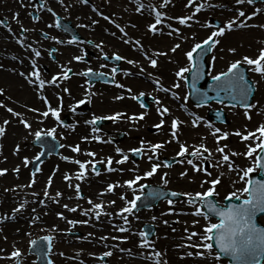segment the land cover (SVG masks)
Here are the masks:
<instances>
[{
	"label": "bare ground",
	"instance_id": "bare-ground-1",
	"mask_svg": "<svg viewBox=\"0 0 264 264\" xmlns=\"http://www.w3.org/2000/svg\"><path fill=\"white\" fill-rule=\"evenodd\" d=\"M126 1L137 4L138 8L141 6L144 7V1ZM148 1L152 3H158L157 0ZM95 2L97 3L95 6V14L99 19H92L95 21L92 26H88L87 24V19L89 17L88 10L84 9L81 5L74 2L73 0H52L50 3V9L55 17H60L64 21H68L72 24L76 31L81 35L82 42L97 38L102 40L106 44L102 45L104 46L102 51H99V49L90 51L84 46L83 43H71L70 41L64 39L61 41V35L58 34V32L54 29V23L52 20H50L52 15L45 10L41 11L39 9L38 11L40 12V15L37 26L27 29V32H30L31 34H25L24 41H22L19 39L20 37L16 32L19 30V28H21V26H24L26 16L18 14L15 12V10L8 7L7 5L2 8L0 7V13L6 18L10 28H12L11 34L3 32L0 29V78L2 81L5 79L12 80L14 75L13 71H16L18 66V70L23 69L22 72L24 74L27 75L28 72L30 73L32 71V61L29 58L33 54L35 56L36 51H39L41 55L37 59L35 58V62L39 68L42 67L44 65L43 59L46 58L47 48L51 46H54L56 49L54 53L55 60L48 64L47 77L43 78L45 81L50 80L52 75L57 76L59 74L58 72H61L65 68H72L76 71L83 69L84 66L80 60L77 61L73 59L74 56H82L83 54H89L88 65L92 70L100 73H107L106 71L108 67L100 62L98 53L103 54L107 49L108 52L112 51V49H115L118 52H121L123 57H125L121 63L123 66L122 75L125 77V79L129 77L125 83L129 85V87L131 86V89L141 91L140 94L148 93L150 95H155L157 102H155V104L149 105L145 114H142L143 118L133 119L129 115L132 114L131 112L133 110L137 109V106L131 101V96L137 95V92L130 91L128 92V96L121 94L104 96L98 94L97 97L100 99V103L106 104L107 107L112 105L119 107L116 108V113L119 112L122 114L119 118L121 119V125H119L121 130H129L127 126L128 124L126 123L128 119H133L134 122L144 125L143 128H139V125H137L136 127L138 130H133L131 134L133 138L140 140V146H142L141 141L150 139V133H148L147 130L151 131L153 134L152 136L156 140L153 142H147L143 145L142 148L145 151L143 154L144 161L141 163V165L139 164L138 167L132 165L128 160L124 163H117V161L121 159L119 156L120 153H117L116 151L113 152V149L109 148L107 145H103L104 142L101 138L98 140L99 146H92L94 139H91L90 137L84 139L86 137H84V135L89 132V130L84 128L83 122L85 118L82 117L79 121L78 128L75 130L76 133L79 132L78 136L73 137L69 143L72 142L79 146V151H82V153H85V151L88 150L92 153H95V156H91L93 159L92 161L102 166L101 172L103 174V178L94 179L89 172H85L82 179H75L73 176L74 171H71L69 173L71 178L68 182H64L60 175L62 171H57L52 175L51 185L48 189L49 195L43 196V181H45V177L48 176L46 175V172H48L49 168L52 166L51 164H53V161H48L41 169V172L36 175V178H34L35 183H32V188L34 189L31 190L35 192L34 196H30L26 188L9 184L8 180L0 182V184H2L6 189L2 191V198L4 202H6V205L4 206V210L0 213V221L13 218V224H16L20 231L28 230V226L25 225L27 221H34V223L38 225V230L54 234V239L57 241L62 239H72L62 236V231H82L83 235L81 237L89 240L94 246L95 250L105 249L106 252H111V255L107 256L108 264H118L117 259L118 253L120 251L136 253L139 249H141V244L138 243L139 240L134 234L136 231L132 227L131 222L127 218L128 223H125V220L123 219V217H125V213L120 212V209L123 207H110L109 209L105 206V202H110L111 198L121 201L124 200L121 198L122 196L125 197V199L127 198L131 189H129L127 185L124 184V181L134 178L135 175L142 176L143 172H145L141 168L142 166H151L152 163H158V158L170 156L174 149L180 147L181 144H184L188 148V151L192 152L193 150L199 148L202 153H206L207 156H204L203 159L195 156L193 163L201 161L206 162L207 164V161H211L212 171L214 174L219 176L218 184L221 185L222 188H230L231 186L229 183H231V185H235V177H238L239 174H244V171L247 170L245 165L251 160L255 152L250 156L245 155V153L248 151L249 146L253 147V145L249 143L256 140L260 131L258 132L256 130H252L248 133H253L254 138L253 136H248V134H246L248 138L244 139L242 137L245 136L240 134L238 135L235 132L224 131L222 134H215L213 132L214 130L210 129L211 127L202 120L198 122L196 119L198 123L202 124L200 125L197 123L194 126L193 122H190L189 120L190 117H196V109H194V107L189 103L184 102V100L181 98L182 96L180 92H182L183 89L182 79L175 75V73L181 67L188 68V59L185 53L189 51L188 47L194 38L205 34V32L209 30V24L206 22V19L209 18V16L218 17L223 20V26H225L226 22L231 19H236L237 26L240 25V17L238 16L240 10L236 5L224 4V6L228 7L210 9L207 8L208 5L206 3H203L202 9L199 12H195L194 1L193 4L189 5L188 0H168V2L165 3V6H168L166 9L168 11V15L165 17L166 20L164 19L165 22L162 23L163 26L161 28H168L167 22H169L172 23L170 24L172 26L170 28L173 30L179 29V32H172L175 35V39L173 41L172 38H163V40H157L161 37L152 35L151 39L147 40L151 44L150 48H144V50H141L135 37L139 38L143 42V40L146 38V35L144 34L141 27L137 25H131V23L132 19H139L142 8L138 9V11H134V9L128 8L126 6L125 0H95ZM27 10L30 12L33 10V8L29 6ZM231 10L238 11V15L230 14L229 11ZM130 11L133 12L131 13ZM101 13L103 15H101ZM148 14L151 17L156 15L153 10ZM185 16L192 17V19L187 21V23L190 24L192 20V24H190L188 29L184 27L185 24L181 25L178 19H176L177 17ZM105 17H107V19ZM118 22L122 23L123 25H127L129 27L126 28L127 31L124 29V31L121 32L120 28L122 27L120 26V28H118L116 26V23ZM235 27L236 26L233 28ZM161 28L159 29L160 35L162 34ZM42 29L46 31L48 38L43 41H38L35 39L32 33ZM229 31L230 30H226L223 35L214 38L218 41V43L214 44V51L207 60L211 63L209 66L208 75H213L219 63H221L223 58L230 53L229 49L236 50L238 42L244 38L242 32L237 34L239 37H237V35L231 37L232 32L229 34ZM163 43L167 44L163 45ZM177 44H179L180 47L173 52L171 49ZM29 45H31V47H29ZM145 52L150 54L153 59L157 60V65L155 67L152 65L150 68L146 67L144 60L140 57L142 56L141 53L143 54ZM213 57H215L214 61L212 59ZM128 60H132L135 63L129 64L127 62ZM248 74L252 77L256 86V94L252 103L254 107L250 108L252 117L248 118L247 121L254 123L258 120L257 117L259 115L261 116L262 113L264 115V76L260 77L261 74L259 76V73H255L251 69L248 70ZM132 81H134V83H132ZM73 82L81 84L82 81ZM142 82H144V84H142ZM176 83H179V88L173 87V85ZM52 86L53 84L46 82L43 89L44 91H48L49 95H53L56 89H54ZM72 90L78 93L79 86H73ZM75 92H65V94H67L66 96H68L66 99L77 95ZM116 97L122 98L116 99ZM11 102H13L12 98L6 92L4 93L3 91L0 93V127L5 125L1 120L4 119V115H1L4 112H8V107L12 108L14 112L20 113V116L7 113L10 117H12V121L6 124L7 127L4 126L6 127L5 133L0 136V161H2V157L16 152L17 146H19V149L27 147L30 134L34 129L37 128V126H39V124L43 126L51 125L50 120L48 118H42L38 112V114L33 113L34 117L32 119L31 114L29 113L27 116L30 118L31 127L26 129L20 121L21 119L26 120L28 118L25 116V114H22L17 104H11ZM38 106L40 105L38 104ZM81 106L82 104L77 106L66 105L65 109L68 112H72L76 111V109ZM164 107H167L169 111L161 115ZM229 114L232 116V122L236 125L238 124L237 126H240L239 124L243 122V119L240 116V111L233 110ZM24 117L26 119H24ZM167 117L179 122L177 129L173 130L171 125L165 122L160 126L159 129L155 127V125L160 124V121L165 120ZM31 120H33L32 124ZM144 121L148 123H144ZM149 123L156 124L151 127ZM143 131L145 133H143ZM173 131H176V137H173ZM224 133H228L227 137H224ZM218 137L220 139H217ZM67 143V140L63 141L64 154H67L68 152ZM158 143L163 144V147L156 150V159L152 161L148 160V155L153 154L149 145ZM212 144H214L216 147L230 144V147H227L226 151L230 153V158L233 161V163H228L233 166L232 170H229L228 164H225L227 161H224L222 158L220 160V152H211V150L208 152L204 151L205 147L207 149H211ZM201 145L204 147H200ZM91 147L94 150H92ZM85 148L88 149L84 150ZM233 153L236 154L233 155ZM221 155L223 157L224 154L221 153ZM109 157L112 159L111 165L106 163L107 158ZM182 166L186 167L185 164ZM109 168H111V170H108ZM184 171L187 173L186 175L176 177L175 179L177 181H184L183 183L187 185L188 188H193L197 181H202L204 179V176L202 175H205V173L202 172L201 174L200 171L193 170L192 165H190L189 168L187 167ZM22 174L23 176L20 177L19 180L25 179L26 173L23 171ZM171 177L172 176L169 173L166 175V179ZM106 178H112L116 180L118 190H114L110 193L107 191V189L106 191H102L100 184H102V180ZM150 178L156 182L155 174L152 177L142 179L141 181ZM77 184L80 186V195H82L80 200H77L75 197L77 195L75 185ZM57 192L61 193V195L57 196ZM53 199H56V201H62V203L68 205V208H65L62 206V204L58 205L56 201H52ZM89 200H91L92 203H89ZM96 203L102 204V209H95L93 205ZM21 204H23L24 207L20 209L19 212L14 213L13 209L19 208ZM63 208L67 210V214L64 215L62 220H58L56 213L59 211V209ZM72 208H74L75 211L69 210ZM167 208V205L161 203L151 213L143 212L136 217L138 219H145L153 222L157 226L159 235H167V225L169 222H171V219L166 214ZM98 211L101 213L99 218L96 216V212ZM85 213H87V215ZM153 217H155V219H153ZM184 219L186 221L182 225H176L178 229L177 233L186 231L187 226L195 225L199 229L198 226L204 225L203 221L196 222V219L192 218ZM69 220L78 221V223H76L78 225L72 227L71 225L73 224L68 223ZM83 221H87V223H83ZM165 221H167V223H165ZM109 226H114L115 230L110 229ZM82 227L85 229H82ZM100 228L106 229L110 235L114 232H117L118 234L122 235L121 238L127 237V239H123V244L115 243L104 238L102 239L99 234ZM121 228L126 230L120 231ZM93 229L96 231L89 232V230ZM121 238L118 237L117 240ZM14 242L15 241H9L5 243L7 245L5 246L0 240V250L12 253L14 250L11 248L12 243ZM53 254L56 255L54 257L55 264H62V259L57 254V252H53ZM123 256L124 255L121 257Z\"/></svg>",
	"mask_w": 264,
	"mask_h": 264
},
{
	"label": "rangeland",
	"instance_id": "rangeland-1",
	"mask_svg": "<svg viewBox=\"0 0 264 264\" xmlns=\"http://www.w3.org/2000/svg\"><path fill=\"white\" fill-rule=\"evenodd\" d=\"M52 0H0V7L8 6L15 10L20 15L26 16V20L24 21V26H21L19 30L16 32L17 35H19V39L24 41L25 34L30 33L27 32V29H31L35 26H37L38 19L40 12L38 11L45 10L48 13L52 15V18L50 20L54 23V29L58 32V34L61 35L62 39L61 41L67 40L71 43H83L84 46L91 50L99 49V51H102L104 49L103 44H105L102 40L99 38L97 39H89L87 41L82 42L81 35L76 31V29L72 26V24L68 21H64L60 17H55L50 9V3ZM74 2L81 5L84 9L88 10V19L87 24L88 26L93 25V20L98 18V16L95 14V6L97 3L95 0H87L85 3L84 0H73ZM144 1L143 6L140 8L137 7V4L128 2L125 0V4L128 8L134 9V11H138V9L142 8V11H140V17L139 19H132L131 25H137L142 28L144 34L146 35V38L143 40V42L135 37V39L139 42V46L141 50H144V48H150L151 44L148 42V39H151V36H157L161 37L157 40H163V38H172V41L174 38V30L169 27L170 24L167 22L168 28H161L163 26V22L165 17L168 15V11L166 10L168 6H165L164 0H157L158 3H152L148 0H141ZM194 1V7L196 6H203V3H206L208 5L207 8L210 9H220V8H227L228 6H224V4L227 5H236L239 10H242L245 12V17H240V21L242 20L244 23L243 25H238L235 28L231 29L229 31V34H231V37L234 35H237L239 32L243 33V39L238 42L237 49L235 52H230L227 56H225L221 63H219L218 67H216L215 72L213 75H216L220 72L227 71L228 66L235 60H241V66L245 67L247 69V72L249 69H253L255 66H249L246 63L243 62L242 58L244 56H249L250 58H257L259 56L260 50L264 48V27H261V25H264V4H248L247 0L243 4H237L236 0H193ZM31 6L33 10L30 12L27 10ZM147 8V9H146ZM204 8V7H203ZM145 9V11H144ZM153 10L154 13L161 12L164 15L161 16V23L157 25V30L152 31L149 28L150 24L155 23V17L150 16L148 13ZM144 11V12H143ZM131 13L133 11H130ZM255 12V15H252V13ZM230 14L238 15V11L231 10L229 11ZM143 14V16H142ZM132 15V14H131ZM130 15V16H131ZM239 16V15H238ZM251 17L248 19V17ZM164 17V18H163ZM99 19V18H98ZM166 20V19H165ZM206 22L209 24V30L205 32V34L198 36L197 38H194L192 42L190 43L188 49L189 51L196 43H202L207 37L211 34V31L217 30L218 27H223L224 21L221 20L218 17L209 16V18L206 19ZM117 25L121 26L123 29L126 30V28H129L127 25H123L122 23L118 22ZM192 24V20L190 22ZM189 23L185 24V28L188 29L190 27ZM59 25V26H57ZM116 25V26H117ZM162 29L161 35L159 29ZM0 29L3 32H7L8 34L12 33V28H10V25L8 24V21L5 17L0 13ZM127 31V30H126ZM146 32V33H145ZM171 33V34H169ZM31 34V33H30ZM32 35L37 39L38 41H43L48 38V34L45 30L35 31L32 33ZM132 36V35H131ZM73 37L76 39L73 40ZM134 37V36H133ZM237 37H239L237 35ZM99 39V40H98ZM73 41V42H72ZM99 43V44H98ZM167 43H163V45H166ZM97 45H100V47H97ZM106 45V44H105ZM56 49L54 46L47 48V54L46 58L43 59L44 65L40 67L41 77L46 78L48 74V64L53 62L55 60L54 53ZM214 51V44L211 46V52L207 59L210 58L211 53ZM98 53V52H97ZM99 54L100 62L103 63L108 67L107 73H97V71L92 70V73L102 74L106 77H111L110 84H101L96 83L93 86H89L88 80L85 77V74L87 73V70L90 68L88 65V58L89 54H83L81 57L82 59L80 62L83 64L84 68L80 70H74L72 68H65L61 72H58L57 75V81L55 84H53V88L56 89L53 95H49L48 91H44L42 88H38V85L29 83V79L26 78L27 75H21L22 70L16 69L13 75V79H5L4 81L0 78V89H3L4 93L6 92L11 98L12 101L11 104H17L22 114H25V116L28 118L26 119L30 124V118L27 116V114H31V119L34 117L33 113H39V115L42 118H48L50 120L51 125L43 126L39 124L36 129L32 131V133L29 136V140L27 143V147L23 149H19L16 152H13L12 154H8L4 157H2V161H0V169H7L8 171L0 175V182H4L8 180V183L11 185H17L22 188H26L29 192L30 196H34L35 192L31 191L34 188H31L32 186V180L36 178V175L41 172V169L48 161H53L52 166L49 168L48 172H46L47 177H45V181H43L44 187L42 188L43 194L45 191H49V185L48 180L49 176L52 178V175L57 171L61 172V179L64 180V182H68L71 178L70 172L74 171V178L77 179L79 176H81V170L79 168V165L75 163V161L79 160L82 163H85V172H89L91 176H93L94 179H100L102 177L101 168L102 166L94 161H92L91 155H89L90 152L85 151V153H82V151H73V147L77 146L74 143H69V141L73 138L78 136V133L75 132V130L79 126V121L81 118H85L84 120V128L89 130L84 137L94 139L92 146L98 145L99 142L96 137H99L104 142L103 145H107L109 148L113 149V152L116 151V148L122 149V152L120 153V158L122 155L128 156V161L138 167V165L143 163V154L144 150L142 146H140V140L133 138L131 136L133 130H138L136 127L139 125V128H143L144 125L138 124L134 122L133 119L141 118V114H145V112L148 110V107L150 104H155L157 102V98L155 95H150L148 93H142L143 95H140L141 91L133 90L131 89V86L127 85L125 83L126 80L129 79L122 75L123 73V66L121 65L123 59L118 60V62L112 61L116 55H119L123 57L121 52H118L115 49H112V51L108 52V49L105 50L103 54ZM142 56H140L144 60V64L147 68H150L151 63L149 60L150 54L147 52L141 53ZM35 58L37 59V56H34V54L29 58L31 61H35ZM125 58V57H124ZM152 58V57H151ZM206 63L208 67L211 65L210 62ZM47 64V65H46ZM116 68L117 71L113 73L112 69ZM191 69V63L189 62V67ZM70 69V71H68ZM91 69V68H90ZM209 70V69H208ZM68 72L67 78H64L63 73ZM255 72V71H254ZM29 73V72H28ZM188 73V72H187ZM185 74V78L186 75ZM256 73V72H255ZM110 74V75H109ZM15 76V77H14ZM212 75H208L207 72V78H211ZM260 77H263L262 75ZM250 80L253 83V86L255 88L256 93V86L253 82L252 77L249 75ZM35 79V77H33ZM79 79V80H78ZM131 79V78H130ZM73 81H82L81 84L74 83ZM59 83V84H58ZM134 83V81H132ZM144 84V82H142ZM119 85H123L124 87H120ZM73 86H79L78 93H76L74 90H72ZM182 92L181 98L184 100V102L189 103L192 105V103L188 99L187 94V88L185 84V79L182 81ZM67 89V91H65ZM128 89H131V91L137 92V96L134 98V96H131V101L137 106L136 110H133L130 117L133 119H128L126 123L128 124L129 130H121L119 128V125H121V119L116 120H110V119H103V117L112 116L116 113V105H112L107 107L106 104L100 103V99H98L97 95H109L113 96V94H121V95H129ZM70 91L75 92L77 95H74L73 97H69V99H66L67 94ZM134 92V93H135ZM120 96V95H119ZM185 97H187L185 99ZM141 98L145 99V105L146 108L142 109V105L139 101ZM255 99V94L253 97V101ZM83 100L84 103L81 107L77 108L76 111L68 112L65 107L66 105L72 106V105H79V101ZM252 101V102H253ZM99 102V104H98ZM38 104L40 106H38ZM252 104V103H251ZM193 106V105H192ZM50 107H54L59 109V119L52 116L51 113H49L48 117H43L41 114L44 111H47ZM194 109H196V117H190V122L195 121V124L200 122L201 120L206 122L207 125H209L213 129L215 134H222L225 132H235L239 133L242 136H246L248 132L252 130H256L259 132V129L261 126H264L263 122V113L262 115L257 117V121L254 123L248 122V118L252 117V112L250 111V108L247 109H241L238 107L233 106H227L226 104H219V103H211L205 106H193ZM10 108V107H8ZM32 109H37L38 111H32ZM221 110L226 114L227 119L224 124H218L214 123L211 118L209 117V111H216ZM233 110H239L240 116L243 119V122L239 124L240 126H237L235 123L232 122V116L229 114ZM144 111V112H143ZM7 112V111H6ZM142 112V113H141ZM9 113V112H7ZM7 113H3L1 116L4 115V119H1L2 122L5 120H8L9 122L12 121V117H10ZM37 113V114H38ZM134 116V117H133ZM68 118V122L66 125H62L61 121L64 118ZM93 117H101V119H97V121L105 120V123H103L101 126L97 127L96 122L92 123ZM198 122H197V120ZM171 120H173L170 117H167L165 120H163L165 123L171 125ZM31 120V124H32ZM154 121V120H153ZM151 121V122H153ZM247 122V123H246ZM144 123H148L144 121ZM143 123V124H144ZM151 127H153L156 123H149ZM202 124V123H198ZM54 125V126H53ZM6 126L3 125V127ZM7 127V126H6ZM4 127V128H6ZM54 127H58L57 129H54ZM219 128L221 131L219 133L215 132V129ZM51 129H54L53 135H51L55 140L58 141L60 145V152L58 156H50L47 160H45L40 166V171H33V160L39 155L40 149L33 146L32 142L36 138L35 132L39 131L41 134H47V132ZM149 134L150 139L146 140L145 142L155 141L156 139L152 136L150 130H147ZM136 133V132H134ZM143 133H145L143 131ZM220 136V135H219ZM67 140V154H64L63 149V141ZM261 140H264V135L259 132V136L256 138L254 142H250L249 144H252L253 147H255L256 144L260 143ZM200 145V144H199ZM224 148L223 154L229 156V160L225 163H233V161L230 158V153L226 151L227 147H230V144H225L221 146ZM90 148V147H89ZM136 148H142L140 153V158L138 160H134L132 158L133 152L129 151L130 149H136ZM218 147H216L214 144H212L211 149L208 150L211 152L217 151ZM88 148H85L84 150H87ZM92 149V147H91ZM94 150V149H92ZM91 150V151H92ZM200 151V150H199ZM180 152V147H177L172 151V154L170 156L160 157L157 159V162L161 164V167L157 170L155 176V181H153L151 178L140 181L139 183L147 185H153V186H159L165 190H168L170 192H176L179 194L181 199L177 201H173L172 204H169L168 201H163L158 203L157 205L149 208V209H143L139 211H134L132 213H125V216L128 218V220L131 222L132 227L135 229V235L137 236L139 242H141L145 239L144 234V226L149 225L153 227L154 235L152 238L147 239L148 243L147 246H140L141 249L138 250L136 253L132 252H126V251H120L118 253V264H228L227 261L219 259L216 252L211 248L207 249L202 247L204 243H208L210 241H205L202 236L204 234V228L208 223H215V220L207 216V219H205L204 215H195L196 208H200V204H195L190 201L191 198H198L201 199L202 197H197L196 193H203L207 191L208 188L213 187V185L210 183L211 180L216 179L219 183V176L214 174V172L211 169V161L201 162L197 161L194 162L196 165H200L202 169H207V171L201 170L200 173L204 176L203 180L197 181L196 185L193 188H188L187 185H185L184 181H177L175 178L180 177L182 172H185L184 170L188 167H190V164L187 163L188 160L194 161L195 156H192L190 153L191 151L186 152L183 156L178 155ZM202 153V151H200ZM259 152V149L256 150L254 156L251 158L250 161L247 162L245 167L248 169L249 167L253 168V171L248 174V176L241 179L243 174H239L238 177H235L234 181L236 182L235 185L230 184V188H222L221 185L218 183L214 186V191L212 196L215 198L218 205L223 206V202L226 198H244L245 192L243 191L244 188H246V185L248 183V179L250 175L257 172L255 160L257 153ZM206 157V153H203V157ZM209 156V155H208ZM28 158V164L27 166L24 163V158ZM64 157H68L69 159H64ZM222 158L221 152H220V160ZM203 159V158H202ZM186 165V167L182 165ZM93 167H95L96 171H93ZM149 166H142L141 168L144 171H147L150 169ZM18 168L19 171H13L14 169ZM193 168V165H192ZM193 170H195L193 168ZM23 171L26 173V177L24 180H19L20 177L23 176ZM170 174L172 177L167 179L168 183H159L163 182L162 177H164V174ZM34 174V175H33ZM65 176H68L69 179H64ZM166 179V177H164ZM23 181V182H22ZM102 184H100V187L102 191H106L107 186L109 184H112L114 186L113 190H118V187L116 185V180L112 178H106L102 180ZM4 184V183H3ZM31 184V186H29ZM135 188V194L141 195L143 194V191L137 188ZM6 190L5 187L0 184V213L4 210V206L6 205V202H4L2 198V191ZM112 191H109L112 192ZM236 193L235 197L230 196V193ZM220 193V195H219ZM191 194V195H187ZM45 196V195H43ZM77 200H80L82 198V195H76L75 196ZM134 198L133 190H130V194L127 196L124 200H118L115 198H109L110 202H105V206L110 209L114 207H125L127 200H131ZM39 200V198H38ZM58 200V199H57ZM52 201H56V199H53ZM114 202V203H113ZM56 203L62 204L64 206L65 204L62 203V201L58 200ZM66 203V201H65ZM167 205L166 214L171 219V222L167 225V235H159L157 226L153 222L145 219H138L136 216L140 215L143 212L151 213L154 211L158 205L160 204ZM201 212L203 210L201 209ZM57 213H63V217L65 214H67L66 209H59ZM56 213V215H57ZM194 214V215H193ZM63 217L57 215L58 220H62ZM184 218H192L196 219L197 221H203L204 225L198 226L199 229L194 226H187V230L181 233H177V227L176 225H182L186 220ZM13 218H9L7 220L0 221V240L1 243L7 246L5 243L9 241H15L12 243V250L19 249L21 252V255L19 257H13L11 253L8 251L4 252V250H0V264H39V260L36 256L31 254V242L33 240L39 239V238H45V237H52L51 241H49V247L50 252L48 253V259L51 264H55L54 257L56 255L53 254V252H57V254L61 257L62 264H108V257L104 255L106 252L105 249L102 250H95L94 246L91 244V242L83 237L82 231H62L61 235L64 237H67L68 239H62L60 241H57L54 239V234L47 233L45 231L38 230V225L34 223V221H27L26 226H28V230L20 231V229L17 227L16 224H13L12 222ZM261 223L264 224L262 220H260ZM78 224L71 225L72 227L77 226ZM85 227V226H84ZM82 227V229H85ZM110 229L115 230L114 226H109ZM96 231V230H89V232ZM193 233H196V235H193ZM99 234L101 238H104L109 241H113L115 243L123 244V238H121V234H118L117 232H114L113 234H109V232L104 229L100 228ZM99 236V235H98ZM121 238L117 240V238ZM191 237V238H190ZM198 245V246H193ZM156 253H160L159 256L156 255ZM188 253H192V255H188ZM124 255L123 257H121ZM57 261V260H56ZM264 264V262H263Z\"/></svg>",
	"mask_w": 264,
	"mask_h": 264
},
{
	"label": "snow or ice",
	"instance_id": "snow-or-ice-1",
	"mask_svg": "<svg viewBox=\"0 0 264 264\" xmlns=\"http://www.w3.org/2000/svg\"><path fill=\"white\" fill-rule=\"evenodd\" d=\"M84 2L86 3L87 0H84ZM165 2L167 3L168 0H165ZM245 2V0H236L237 4H243ZM255 0H247L248 4H252L254 3ZM188 4L191 5L193 4V0H188ZM201 10V6H196L195 8V12H199ZM49 11H51V9H49ZM256 13L253 12L252 15H255ZM101 15H103L101 13ZM164 15L161 12H157L156 13V17H155V23L150 24L149 28L152 31H156L157 30V25L161 23V16ZM239 17H245V12L240 10L239 11ZM107 19V17H105ZM251 17L249 16L248 19H250ZM176 19H178L179 23L181 25H184L187 23L188 20L192 19L191 16H185V17H177ZM93 23H95V21H93ZM243 21H240V24L243 25ZM59 26V25H57ZM234 26H237V20L236 19H231L229 21L226 22V25L223 27H218L217 30L212 31L211 34L207 37V39H205L202 43L204 45H208L210 42L212 44L218 43L217 40H215V37H218L220 35H223L224 32L226 30H231L233 29ZM118 28H120L119 25H117ZM169 27H172L171 25H169ZM261 27H264V25H261ZM120 31L123 32L124 29L120 28ZM174 31L179 32V29H175ZM171 34V33H169ZM76 38L73 37V40H75ZM139 43V42H137ZM29 47H31V45H29ZM97 47H100V45H97ZM180 45L177 44L175 45V47H173L171 50L174 52L177 48H179ZM202 44L201 43H196L190 51L186 52L185 55L187 56L188 61L191 63L193 61V54L197 52L198 49H201ZM230 52H235V49H229ZM202 54V53H201ZM41 55V53L39 51L35 52V56L39 57ZM117 60H121V59H125L124 57H121L119 55H116L115 57ZM73 59L79 61L82 59L81 56H74ZM213 61L215 60V57L212 58ZM150 63L153 67H155L157 65V60L153 59L151 57H149ZM243 62L246 63L249 66H255L252 70L255 71L256 73H260L262 76H264V48H262L260 50L259 56L257 58H250L249 56H244L242 58ZM129 64L135 63L132 60H128L127 61ZM242 61L241 60H235L233 61L227 68V71L225 72H220L216 75H212L211 79L214 82V86L215 88L222 90V91H228L229 89H231L232 91L238 93L242 99L247 100V95H248V86H247V81H245L244 75L243 73L240 71V66H241ZM197 66L195 64H192V68H196ZM191 69L190 68H185V67H181L176 73L175 75L177 77H180L181 79H185V73L189 72ZM70 71V69L68 70ZM113 73H115L117 71L116 68L112 69ZM88 73L92 72V69H88L87 70ZM21 75H25L24 73H21ZM200 71H194L193 72V91H195L196 93L203 95L205 98H207V93L206 92H202L200 89H197L195 87V80L200 78ZM64 78H67L68 76V72H64L63 73ZM32 77H35V79H32ZM29 79V83L31 84H36L38 85V88H43L45 83H49V84H55L57 81V76L56 75H52L51 79L48 81H45V79H43L41 77V72L39 67L37 66L35 61H32V71L30 73L27 74V77ZM120 87H124L123 85H119ZM173 87L175 88H179L180 85L179 83H176L173 85ZM65 91H67V89H65ZM128 91L130 92L131 89H128ZM3 92V89H0V93ZM122 97H116V99H121ZM187 97H185L186 99ZM78 103L83 104L84 101L81 100ZM245 107L251 108L254 107V105L252 104H245ZM159 110V109H158ZM7 111L9 113H12L15 116H20V113H16L13 111L12 108H7ZM32 111H38L37 109H32ZM169 111V109L167 107H164L161 115H163L164 113H167ZM49 113H51L52 116L56 117L57 119H59V109L54 108V107H50L47 111H44L41 115L43 117H48ZM121 113L117 112L115 114H113L112 116H108V117H103V119H110V120H116L119 119L121 117ZM141 118H143V115L141 114ZM97 119H101V117H93L92 123H95ZM24 127L30 128L31 125L29 124V122L27 120H23L21 119L20 121ZM9 121L5 120L4 124H8ZM164 123L163 120L160 121V124L155 125L156 128H160V126ZM178 121L177 120H172L171 122V128L173 130L177 129L178 126ZM193 124L195 126V121H193ZM54 129H51L47 132V135L51 136L54 133ZM221 130L219 128L215 129L216 133H219ZM259 131L261 132L262 135H264V126H261V128L259 129ZM5 133V128L4 127H0V136H2ZM239 135V133H236ZM35 137L37 139H39L41 137V133L39 131L35 132ZM173 137H176L177 133L176 131L172 132ZM228 133H224V137H227ZM248 136H253L254 138V134L253 133H248ZM244 139H247L248 137H242ZM84 139H87V137H85ZM95 139L99 140V137H96ZM217 139H220L219 137ZM147 143L145 141H141V145L143 147V145ZM151 151H152V155H148V160L152 161L154 159H156L155 153L157 149H160L163 147V144H150L149 145ZM200 147H204L203 145H201ZM257 149L260 150V152H264V140H261L260 143L256 144L255 147L249 146L248 151L245 153V155H252V153H254ZM19 150V146H17V151ZM79 146H75L73 147V151H79ZM142 150V148H136V149H130L129 151L131 152H135V153H139ZM218 152L223 153L224 148L223 147H218L216 149ZM205 152H208L209 150L205 147L204 148ZM116 152L117 153H121L122 149L120 148H116ZM186 152H188V148L184 145L181 144L180 145V152L178 153V155L183 156ZM192 156H196L199 158H203V153H201L199 151V148L193 150L190 153ZM210 154V153H209ZM236 153H233V155H235ZM89 155L91 156H95V153H89ZM35 159H39V157H36ZM64 159H69L68 157H64ZM222 159L224 161H228L229 160V156L228 155H223ZM260 163H259V167L261 169H264V156L258 157ZM128 160V156L126 155H122L121 159L119 161H117V163H124L125 161ZM28 158L25 157L24 158V163L27 166L28 164ZM75 163H77L79 165V168L81 170V176L79 178H83V174H84V170H85V163L80 162L79 160L75 161ZM104 163V162H101ZM106 163L108 165L112 164V159L111 157L107 158ZM188 164L193 165V168L197 171H207V169H202L200 167V165H196L193 163L192 160H188L187 161ZM161 167L160 163H152L151 167L149 170L143 172V175H135L134 178H130L126 181H124V184L127 185V187L129 189L133 190V194H134V198L131 200H127L126 202V206L122 209H120L121 213H132L133 210L137 207V201L141 199L140 195H136L135 194V188L134 186H136L137 188H139L140 190H143V188L145 187L144 184L142 183H138L139 181H141L142 179L148 178V177H152L154 174H156L157 170ZM232 165L228 164V168L229 170H232ZM108 170H111V168H109ZM7 169H0V175H3L7 172ZM13 171L18 172L19 169L16 168ZM40 171V169H37V172ZM93 171H96L95 167H93ZM253 171V168L249 167L247 170L244 171L243 176L241 177V179H243L244 177L248 176V174L250 172ZM186 172H182L180 175L184 176L186 175ZM34 175V174H33ZM166 173L164 174V177H166ZM164 177H162V181L164 184L168 183V180L165 179ZM64 179H69L68 176H65ZM51 180L52 178L49 177L48 180V185H51ZM32 183H35V180H32ZM210 183L213 185V187H210L207 189V191L203 192V193H196L195 195L197 197H210L213 194L214 191V186L218 183V180L213 179L210 181ZM31 186V184L29 185ZM256 189H258L259 191V196H256L253 194V189L251 188H244L243 191L249 193V198L245 199L243 201V204L241 205H233L228 207L227 209H223L217 206V204L213 203L212 201H205L206 207L208 209V213H215L216 216L219 217V222L218 223H208L205 228H204V234L202 236V238L205 241H211L213 238L215 239L216 245L219 248L220 252H223L225 254H229L231 256H233L234 259H236L238 261V264H259V260L258 257L261 255H264V228H258L254 223H253V214L256 211L257 208L260 209V211L264 212V181H257L256 185H255ZM114 188V186L112 184H109L107 186V191H112ZM75 189L77 192V195L80 194V186L79 184L75 185ZM45 196H48V192L45 191L44 193ZM57 196L61 195V193L57 192L56 193ZM150 195H152L150 193ZM158 195V194H156ZM171 195L173 197L177 196L178 194L176 192H171ZM187 195H191V194H187ZM230 196L235 197L236 193H230ZM122 199H125V197H121ZM89 203H92L91 200H89ZM114 203V202H113ZM169 204H172L173 201L169 200L168 201ZM24 207L23 204L20 205L19 208L13 209V212H19L20 209H22ZM65 208H68V205L65 204L64 205ZM93 207L95 209H102V204L100 203H96L93 205ZM70 211H75L74 208L69 209ZM208 213H202L200 208H196L195 210V214L196 215H204L205 219H207V215ZM87 215V213H85ZM100 212H96V216L97 218H99L100 216ZM58 216L63 217V213H57ZM123 219L125 220V223H128L127 221V217H123ZM153 219H155V217H153ZM68 223L70 224H76L78 223V221H74V220H69ZM83 223H87V221H83ZM165 223H167V221H165ZM195 223V222H194ZM126 229L121 228L120 231H125ZM145 235V239L141 242V246H147V234H143ZM193 235H196V233H193ZM191 238V237H190ZM45 240L51 241L52 237H45ZM103 239V238H102ZM123 239H127V237H123ZM33 244H35V241H32ZM50 246V245H49ZM198 246V245H193ZM202 247L207 248V249H211L213 246L210 242L208 243H204L202 245ZM11 255L13 257H19L21 255V252L19 249L14 250ZM105 256H109L111 255V252H105L104 253ZM157 256L160 255V253H156ZM188 255H192V253H188ZM49 264H51V262H49Z\"/></svg>",
	"mask_w": 264,
	"mask_h": 264
},
{
	"label": "water",
	"instance_id": "water-1",
	"mask_svg": "<svg viewBox=\"0 0 264 264\" xmlns=\"http://www.w3.org/2000/svg\"><path fill=\"white\" fill-rule=\"evenodd\" d=\"M207 52H208L207 48L206 47H202L201 49H199L197 55L195 56V65L197 67L194 68V71L199 70L200 73H201L200 78L195 80V87L197 89H199L200 85L204 82L205 66L203 64V57L207 54ZM240 71L243 73L245 81H247L244 71L242 69H240ZM188 83H189V88H190L191 93H192V98L195 101H196V99H200L201 95L196 93L195 91H193V87H192V85H193V74H190ZM247 86H248L247 100H244V99L241 98V96L238 93L232 91L231 89H229L228 91H222V90H219V89L215 88L214 82L211 81V82L208 83L207 90L205 91L207 93V98H203V100H200L199 102L200 103L209 102L210 100L216 99V100H219V101H226V102H229V103L241 104L242 106H245L246 103L249 104L250 97H251V92H252V89L250 88L251 85L249 84L248 81H247ZM53 151L56 152V148ZM49 153H51V151H46L45 156H47ZM261 156H264V152L261 154ZM261 175H263V176H261ZM261 175H258L256 177H254L252 179L251 186H250V188L253 189V194L256 195V196H259V191H258V189H256L255 185H256L257 181H264V169H262ZM261 178H262V180H261ZM152 190H153L154 193L150 192L152 195H150V194L147 195L148 198L150 197L152 199L151 204H155L156 202H158L160 199H162L164 197H170V198L175 199V197H173L171 194H168L167 192H164V191H162L160 189H152ZM156 194H158V195H156ZM263 213L264 212L260 211V209L257 208L256 211L253 214V218H252L253 219V223L258 228H259V226L256 223V218L259 215L263 214ZM214 244L217 247L216 242H214ZM221 253H223V252H221ZM223 255L229 257L233 264H238V261L236 259H234L233 256H231L229 254H225V253H223ZM44 256H45V253L44 254L43 253L40 254L41 258H43ZM262 257H263V255L258 257L259 262L262 259Z\"/></svg>",
	"mask_w": 264,
	"mask_h": 264
}]
</instances>
